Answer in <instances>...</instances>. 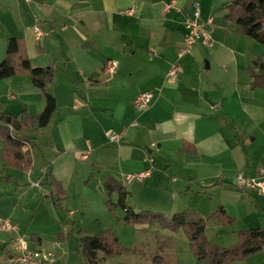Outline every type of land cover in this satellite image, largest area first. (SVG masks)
<instances>
[{
  "label": "crops",
  "instance_id": "obj_1",
  "mask_svg": "<svg viewBox=\"0 0 264 264\" xmlns=\"http://www.w3.org/2000/svg\"><path fill=\"white\" fill-rule=\"evenodd\" d=\"M196 1L212 45L196 40L178 57ZM224 1L0 0V63L7 40L20 38L31 67L52 69L44 90L56 100L49 122L26 132L21 149L28 162L5 164L0 142V218L14 226L0 229V264L14 253L17 237L54 253V264H81L83 233L109 229L121 245L126 227L148 231L153 223L123 220L117 185L135 211L201 219L214 244L208 225H237L230 231L215 226L217 234L233 235L232 244L220 246L235 244L239 230H264V195L233 184L237 173L264 176V87H250L248 73L251 59L264 53L225 18ZM35 23L47 31L39 41ZM110 60L117 62L111 71L105 68ZM174 62L177 71L169 77ZM145 91L152 98L138 111L133 100ZM43 105V90L29 74L0 79V113L23 120ZM110 132H120L119 139L108 141ZM139 172L144 175L122 179ZM131 244L115 256L132 252Z\"/></svg>",
  "mask_w": 264,
  "mask_h": 264
},
{
  "label": "trees",
  "instance_id": "obj_2",
  "mask_svg": "<svg viewBox=\"0 0 264 264\" xmlns=\"http://www.w3.org/2000/svg\"><path fill=\"white\" fill-rule=\"evenodd\" d=\"M221 7L227 12L226 19L236 25L241 34L264 43V0H225ZM17 72L29 74L31 83L43 90L44 105L36 117L18 119L16 115L0 113L1 156L5 164L18 165L28 162V155L21 149L22 143L28 141L26 132L32 125H46L56 109L55 98L44 86L51 81L52 69L49 67H31L22 50L18 37L7 40L6 56L0 63V79L8 78ZM250 87H264V57L251 59L248 67ZM53 193L58 196L60 188L52 183ZM117 191V204L124 209L123 220L128 223H157L160 227L170 230L181 228L189 240V248L194 258L203 264H228L258 252L264 247V230L251 228L237 231V242L231 246H220L209 241L205 233V224L188 212L176 213L171 218L148 211H135L126 203L127 191L124 186H113ZM56 199V200H57ZM222 222H229L222 209H218ZM78 251L86 264H104L109 257L119 254L122 249L116 236L109 229L98 233L82 234L77 239Z\"/></svg>",
  "mask_w": 264,
  "mask_h": 264
},
{
  "label": "rangeland",
  "instance_id": "obj_3",
  "mask_svg": "<svg viewBox=\"0 0 264 264\" xmlns=\"http://www.w3.org/2000/svg\"><path fill=\"white\" fill-rule=\"evenodd\" d=\"M219 7V4H216L214 11L220 12L221 8ZM257 44L259 46V53H264V50H262V48H264V44ZM77 216L78 215L75 214L73 218L76 219ZM216 225L207 226V231L212 237L211 241L217 244L219 243L220 245L232 244L233 235L229 233L228 235H220V233L217 234L216 230H214ZM217 226L221 228V230L228 231L232 230V227H237V225ZM126 228H129L127 229V238L125 235H122L120 240L122 243L121 245L125 246L127 243H132L131 247H133L134 250L129 253L127 251H123L120 255L109 259L108 264H201V262L195 259L191 253L188 237L181 228L177 230H170L159 227L155 223L150 225L148 231H141L142 229L136 231L135 226H129ZM213 230L215 234H212ZM218 236L220 238H218ZM69 243L74 247L75 250L76 245L74 235L69 234ZM261 258H264V251L257 255H250V257L245 260L234 261L230 264H249V262L252 264L254 261ZM81 264L85 263L82 261Z\"/></svg>",
  "mask_w": 264,
  "mask_h": 264
},
{
  "label": "built area",
  "instance_id": "obj_4",
  "mask_svg": "<svg viewBox=\"0 0 264 264\" xmlns=\"http://www.w3.org/2000/svg\"><path fill=\"white\" fill-rule=\"evenodd\" d=\"M200 10L197 2L192 3V14L185 21L187 28L186 35L182 47L178 50V57L183 56L189 52L193 43L196 40L204 45L211 46L212 40L210 38L209 30L204 27L203 22L199 20ZM34 39L39 41L47 34V31L43 30L38 23L33 25ZM116 61L110 60L106 62L105 68L112 70L116 66ZM177 71V64L174 62L170 65L167 75L174 76ZM152 98V93L149 91L139 93L133 100V104L136 110L141 111L148 107V104ZM135 125L136 121L133 122ZM120 137V132H110L107 134V139L110 142L117 141ZM85 156L84 153L81 154ZM264 171V169H262ZM144 173L139 172L135 174H126L122 176L124 182H129L133 177H142ZM233 184L238 188L254 189L261 195H264V176L262 177H250L244 176L241 173H237L233 178ZM14 226L8 220H2L0 218V229L8 230ZM14 253L7 259L5 264H54L55 254L46 250L29 248L25 240L21 237H17L13 240Z\"/></svg>",
  "mask_w": 264,
  "mask_h": 264
}]
</instances>
